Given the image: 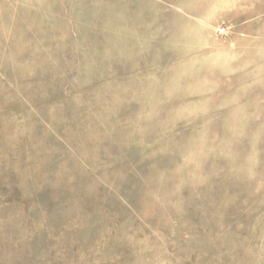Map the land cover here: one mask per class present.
<instances>
[{"label": "rangeland", "instance_id": "374dc122", "mask_svg": "<svg viewBox=\"0 0 264 264\" xmlns=\"http://www.w3.org/2000/svg\"><path fill=\"white\" fill-rule=\"evenodd\" d=\"M0 264H264V0H0Z\"/></svg>", "mask_w": 264, "mask_h": 264}]
</instances>
